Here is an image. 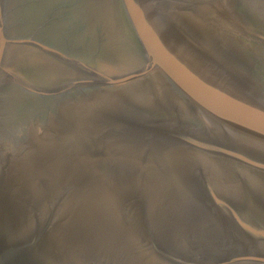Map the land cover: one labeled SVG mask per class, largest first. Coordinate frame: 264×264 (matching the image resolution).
<instances>
[{
    "label": "water",
    "instance_id": "water-1",
    "mask_svg": "<svg viewBox=\"0 0 264 264\" xmlns=\"http://www.w3.org/2000/svg\"><path fill=\"white\" fill-rule=\"evenodd\" d=\"M250 14L244 0H0V264H264V65L236 30ZM82 58L83 86L124 83L89 73L134 62L162 105L120 107L140 136L64 159L54 96Z\"/></svg>",
    "mask_w": 264,
    "mask_h": 264
},
{
    "label": "rangeland",
    "instance_id": "rangeland-1",
    "mask_svg": "<svg viewBox=\"0 0 264 264\" xmlns=\"http://www.w3.org/2000/svg\"><path fill=\"white\" fill-rule=\"evenodd\" d=\"M244 2L249 7L251 18L248 21H243V23L237 21L236 30L251 38V41L257 44L255 46L257 49L255 48V54L253 55V63L264 65V0H244ZM224 24L227 27L229 22H224ZM79 32L82 34L81 31ZM55 33V29L50 27L48 31L49 41L54 42ZM56 44L64 50L59 40ZM81 50H85L84 46ZM82 60L83 58L78 65L76 64L68 70V77L71 78L74 84L54 96L55 104L54 113L52 114L56 117L57 122H60L59 134H57L56 139L59 144H63L62 147L60 145V148H63L60 152L61 155L65 156L64 159L67 158L68 154L75 156L104 145L119 142V140L140 136L136 134L132 125L123 119L125 115L119 110L120 107L128 106L134 101H140L146 107L150 106L156 110H160L162 105V100L153 94L152 87H148L143 78L147 77L149 84L152 86L158 84L162 87V83L152 72L145 73L148 72L147 69L139 68L134 62H128L123 64L121 70L118 68L119 62H115L114 69H118L113 70L106 61H103L102 70L107 71L95 67L89 75H99V77L108 79L116 75L124 76V83L119 82L105 85V87L100 85L83 86L82 78L86 70V64L81 65ZM170 102L179 104L174 99H170ZM180 103L184 107V102L180 101ZM97 130L101 134H98ZM106 130L111 136H104ZM119 130L127 131V136L124 135L125 138L118 137Z\"/></svg>",
    "mask_w": 264,
    "mask_h": 264
}]
</instances>
